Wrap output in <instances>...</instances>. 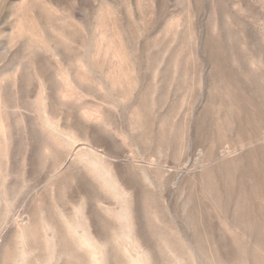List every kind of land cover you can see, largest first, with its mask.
Wrapping results in <instances>:
<instances>
[{"label":"rangeland","instance_id":"obj_1","mask_svg":"<svg viewBox=\"0 0 264 264\" xmlns=\"http://www.w3.org/2000/svg\"><path fill=\"white\" fill-rule=\"evenodd\" d=\"M0 264H264V0H0Z\"/></svg>","mask_w":264,"mask_h":264}]
</instances>
